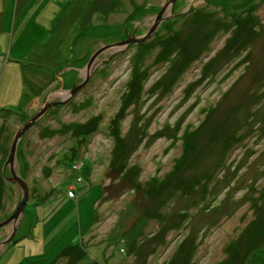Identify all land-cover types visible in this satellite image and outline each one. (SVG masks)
<instances>
[{
	"label": "rangeland",
	"instance_id": "1",
	"mask_svg": "<svg viewBox=\"0 0 264 264\" xmlns=\"http://www.w3.org/2000/svg\"><path fill=\"white\" fill-rule=\"evenodd\" d=\"M166 1L0 0V223L53 103L0 264H264V0H178L60 91Z\"/></svg>",
	"mask_w": 264,
	"mask_h": 264
},
{
	"label": "water",
	"instance_id": "2",
	"mask_svg": "<svg viewBox=\"0 0 264 264\" xmlns=\"http://www.w3.org/2000/svg\"><path fill=\"white\" fill-rule=\"evenodd\" d=\"M177 1L178 0H168L166 5L161 9L159 14L155 17V23L151 26L150 30L145 35L138 37V36H136L137 34H135L132 37L129 36L128 39H126V40L115 43L113 45H107L106 47L100 48L89 59L87 66L79 70V72H81V73H87V77L85 78V81L81 82L80 84H75L74 88H72L71 90L65 89L64 83H62V88L60 91H62L66 95V97H65L66 100L72 98L76 93H78L83 87H85L88 84V82L91 79V75L94 74L96 67L99 65L98 64L99 56L104 51L109 50V49L121 50L122 48L130 47L131 45L136 44V43L141 44V45L146 43L147 40L152 38V36L155 34L158 27L165 20L174 16V7H175V4ZM167 9H170V13L168 15H164L165 12L167 11ZM116 52H118V51H116ZM52 104L53 103L50 102V98H48L45 106L41 109V111L38 112L30 120L25 122L23 124V126H21L19 128V130L17 131L15 138L12 142L10 154H9L8 160L5 164L4 173L6 171V168L10 169L11 175H12L11 181H14V182L18 183L19 185H21L23 196H22V199L19 202L17 208L15 209V212L11 215V217L7 221L0 223V229L4 228V225H6V223H9L10 221H13V223L15 224V228L13 230L12 235L9 238H6L5 240H3L0 243V246L7 244L10 241H12L14 236L17 234L18 230L20 229L19 226L21 224L22 218L24 217L25 210L27 207V203H28V200L30 197L28 184L26 183V181H24V179L20 178V176H18V174H16V171H15L16 170L15 164H16V160H17V152H18L19 144H20L21 140L24 138V136L26 135V133L30 130V128H32L37 123V121L39 119L44 117V115L47 113L48 109H50V107H52ZM18 223H19V225H18Z\"/></svg>",
	"mask_w": 264,
	"mask_h": 264
},
{
	"label": "trees",
	"instance_id": "3",
	"mask_svg": "<svg viewBox=\"0 0 264 264\" xmlns=\"http://www.w3.org/2000/svg\"><path fill=\"white\" fill-rule=\"evenodd\" d=\"M249 17H253V16L250 15ZM176 36H177V35H176ZM176 36H175V37H176ZM169 38H170V37H168L165 41L170 40ZM173 39H174V37H173ZM169 52H170V51H169ZM172 53H173V55H175V54L177 53V51L171 52L170 54H172ZM122 154H123V153H120V155H122ZM111 170H112V169H111ZM112 172H114V171L112 170ZM72 193H73V192H72ZM72 193H71V191H70L69 195L72 194Z\"/></svg>",
	"mask_w": 264,
	"mask_h": 264
},
{
	"label": "flooded vegetation",
	"instance_id": "4",
	"mask_svg": "<svg viewBox=\"0 0 264 264\" xmlns=\"http://www.w3.org/2000/svg\"><path fill=\"white\" fill-rule=\"evenodd\" d=\"M168 2V0L166 1V3ZM166 3L162 6V8L166 5ZM161 8V9H162ZM167 10H169V9H167ZM166 14H168V12L166 13ZM129 48V47H128ZM64 86H65V83H64ZM61 97V96H60Z\"/></svg>",
	"mask_w": 264,
	"mask_h": 264
},
{
	"label": "crops",
	"instance_id": "5",
	"mask_svg": "<svg viewBox=\"0 0 264 264\" xmlns=\"http://www.w3.org/2000/svg\"><path fill=\"white\" fill-rule=\"evenodd\" d=\"M45 86H46V84H45ZM1 257V256H0Z\"/></svg>",
	"mask_w": 264,
	"mask_h": 264
}]
</instances>
